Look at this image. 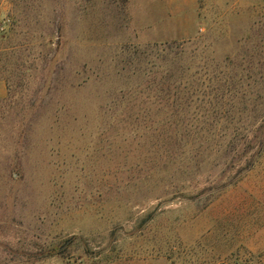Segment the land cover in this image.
<instances>
[{
	"label": "rangeland",
	"instance_id": "374dc122",
	"mask_svg": "<svg viewBox=\"0 0 264 264\" xmlns=\"http://www.w3.org/2000/svg\"><path fill=\"white\" fill-rule=\"evenodd\" d=\"M0 264H264V0H0Z\"/></svg>",
	"mask_w": 264,
	"mask_h": 264
},
{
	"label": "trees",
	"instance_id": "16d2710c",
	"mask_svg": "<svg viewBox=\"0 0 264 264\" xmlns=\"http://www.w3.org/2000/svg\"><path fill=\"white\" fill-rule=\"evenodd\" d=\"M170 46V45H169Z\"/></svg>",
	"mask_w": 264,
	"mask_h": 264
}]
</instances>
